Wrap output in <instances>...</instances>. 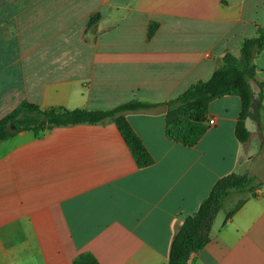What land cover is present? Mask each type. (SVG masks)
Returning a JSON list of instances; mask_svg holds the SVG:
<instances>
[{"label": "crops", "instance_id": "1", "mask_svg": "<svg viewBox=\"0 0 264 264\" xmlns=\"http://www.w3.org/2000/svg\"><path fill=\"white\" fill-rule=\"evenodd\" d=\"M261 26L264 0H0V119L23 102L42 111L140 102L124 116L153 159L139 168L111 122L0 142V264H72L85 252L99 264H168L178 227L232 173L257 187L221 201L209 242L189 264H264L257 85L246 144L235 137L236 96L209 104L195 146L165 137L168 102L207 81L225 55L239 58ZM252 62L264 85V49Z\"/></svg>", "mask_w": 264, "mask_h": 264}, {"label": "trees", "instance_id": "2", "mask_svg": "<svg viewBox=\"0 0 264 264\" xmlns=\"http://www.w3.org/2000/svg\"><path fill=\"white\" fill-rule=\"evenodd\" d=\"M156 28L149 26L151 37ZM264 49V26L258 27L256 35L245 39L240 48L239 58L225 55L217 70L207 81L197 82L188 87L177 98L168 102L165 137L186 147L195 146L204 133L209 104L224 96H236L240 101V113L235 125V137L241 144L249 141L245 122L253 106L251 82L258 87L255 109L259 112L264 99V85L255 81V53ZM145 108L140 102L132 101L110 110H73L51 108L45 111L23 102L0 119V142L8 140L21 131L45 132L57 127L78 124H103L111 122L117 127L133 159L139 168L153 163V159L125 119L124 113ZM253 177L249 174L232 173L220 178L213 185L209 195L197 211L186 218L176 230L169 251L168 264H189L193 254L201 251L209 242L213 221L221 209V201L231 192L252 189ZM256 188V187H255ZM253 190V191H252ZM242 205L239 202L227 215L231 217ZM72 264H99L89 253H81Z\"/></svg>", "mask_w": 264, "mask_h": 264}, {"label": "rangeland", "instance_id": "3", "mask_svg": "<svg viewBox=\"0 0 264 264\" xmlns=\"http://www.w3.org/2000/svg\"><path fill=\"white\" fill-rule=\"evenodd\" d=\"M251 186H252V189H255V187H257V181H256V179L254 177H253V182H252ZM236 193H243L242 195H245V193H251V192H249L247 189H245V190H243L241 192H236ZM242 195H239V198H242ZM232 200H233V196L226 202L225 207L223 208L224 211L228 208V206L230 205V202Z\"/></svg>", "mask_w": 264, "mask_h": 264}, {"label": "built area", "instance_id": "4", "mask_svg": "<svg viewBox=\"0 0 264 264\" xmlns=\"http://www.w3.org/2000/svg\"><path fill=\"white\" fill-rule=\"evenodd\" d=\"M208 125H209V126L214 125V121H209V122H208Z\"/></svg>", "mask_w": 264, "mask_h": 264}]
</instances>
